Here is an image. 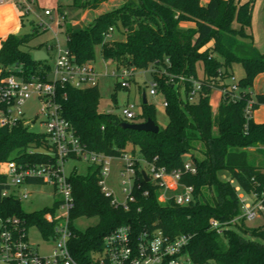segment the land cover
<instances>
[{
	"label": "trees",
	"instance_id": "trees-1",
	"mask_svg": "<svg viewBox=\"0 0 264 264\" xmlns=\"http://www.w3.org/2000/svg\"><path fill=\"white\" fill-rule=\"evenodd\" d=\"M106 1L71 0L69 6L75 10L96 9ZM252 4L253 0H208L205 4L201 0H126L96 15L86 27L76 28L69 22L63 25L65 44L75 62H92L94 49L100 46L102 58L118 67L153 68L151 75L157 82V92L167 102L168 118L156 133L121 128L119 122L134 121L98 112L96 84L58 87L61 115L71 123L86 149L118 157L131 145L132 153L135 147L139 152L134 165L133 200L126 209L113 205L112 197L102 192L99 164H89L84 175L73 171L67 176L73 198L68 248L76 261L89 263L90 255L102 248L104 238L118 226L128 224L134 233L160 229L169 236L189 235L185 252L197 264H264V223L250 227L240 219L236 230L226 228L222 234L210 225L211 219L225 222L240 213L235 186L245 193L264 189V160L257 162L250 150L264 147V121L246 119L244 114L248 100H252L253 110L264 104V92L253 94L250 90L255 77L264 72V54L253 44L250 32ZM11 22L0 25V32L7 31L0 37V69L7 73V68L21 66L25 77L46 78L50 64L32 58L37 49H43L47 59L52 54L46 44L30 45L38 33L37 26L32 23L30 32L20 34L14 32L16 27ZM185 22L193 26H183ZM109 28L120 32L123 39L105 38ZM209 41L212 45L206 46ZM234 62L243 69L236 90L231 89ZM175 75L202 82L196 100H188L190 82L184 83L182 91L171 85L168 79ZM214 89L224 92L213 112L209 95ZM5 108L0 103V112ZM134 118L154 120L153 105L142 99L141 112ZM53 152L45 132H34L21 121L0 126V161L52 165L56 160ZM186 155L196 172L183 173L179 183L192 187V200L182 205L172 199L161 203V188L147 180V163L172 171L182 168ZM27 183L43 182L29 179ZM7 187L6 177L0 174V188ZM20 201L14 196L0 197V217L24 219L27 225L36 226L43 238L51 236L54 226L47 215L54 213L56 203L26 212ZM80 216L97 217L98 221L77 230L72 220Z\"/></svg>",
	"mask_w": 264,
	"mask_h": 264
},
{
	"label": "built area",
	"instance_id": "built-area-1",
	"mask_svg": "<svg viewBox=\"0 0 264 264\" xmlns=\"http://www.w3.org/2000/svg\"><path fill=\"white\" fill-rule=\"evenodd\" d=\"M13 5L18 14L26 16L33 13L38 20V26L43 30H50L55 42L46 44L52 52L54 67H51L46 78L35 75L25 77L21 66L7 68V73L0 69V103L6 105L0 112V126H12L21 121L27 125L20 110L21 104L32 95H37L43 115L42 123L46 127L45 133L53 145L55 156L54 164L22 165L14 160L0 161V174L6 177L8 187L0 188V197L14 196L19 200L27 198L29 192L24 188L22 192H15L16 187L26 185L27 180L37 179L44 183H51L59 198L54 202L56 208L53 214L47 215V220L54 226L53 234L47 239H53L55 244L49 255H40L33 250L28 240V227L24 219L18 217H0V264H85L76 261L70 254L68 241L71 236L70 211L73 208L71 187L67 177L63 174V163L69 157L80 158L89 164L100 165L98 184L105 195L112 197L111 203L115 206L122 205L127 208V203L133 200L132 185L135 175V158L124 153L118 157L88 150L80 143L71 123L61 115V105L58 96V87L69 85L75 88L92 86L97 79V73L91 62L78 63L70 54L66 44L61 45L58 35L67 22L64 12L53 9L35 7V0H0V6ZM43 16L46 18L44 20ZM112 28L104 34L109 38ZM66 41V38H65ZM107 62H112L106 60ZM117 76L120 77L121 86L128 87L135 73L133 67H118ZM151 71H154L152 69ZM168 81L172 86H178L182 91L184 83L190 82L188 100H196L200 94L202 82L187 78L183 75L170 76ZM231 89L236 90L237 85L232 77ZM224 90V89H223ZM219 90L222 94L224 91ZM157 93V82L150 83L149 94ZM62 96H65L63 94ZM163 105L167 102L163 99ZM246 119L253 117V102L248 100L244 108ZM136 115L135 104L125 103L120 110V116L125 120H132ZM114 158L122 162L119 176L122 179L125 200L118 203L106 186V178L110 173ZM195 173L196 167L192 160L186 159L182 168L167 171L164 167L154 163H147L146 173L161 188V197L168 188H181V192H172L168 199L174 200L178 205L187 204L193 198L192 187L181 185L179 179L183 173ZM239 200L240 213L234 218L219 222L211 219L210 225L218 234L224 229L232 228L242 219L245 222L255 220L264 212V189L260 192L245 193L235 186ZM34 226V225H32ZM190 236L178 234L169 236L160 229L144 230L134 233L128 224L118 226L107 235L102 248L90 255L87 264H197L191 261L185 249Z\"/></svg>",
	"mask_w": 264,
	"mask_h": 264
},
{
	"label": "rangeland",
	"instance_id": "rangeland-1",
	"mask_svg": "<svg viewBox=\"0 0 264 264\" xmlns=\"http://www.w3.org/2000/svg\"><path fill=\"white\" fill-rule=\"evenodd\" d=\"M126 0H108L102 3L96 9H84L75 10L69 6L71 0H35V7L53 9L54 15L57 13V7L65 13L67 17V22L72 25H76V28L86 27L92 22L93 18L101 12L110 10L121 6ZM247 0H239L240 3ZM204 2V3H203ZM207 0H201V3L205 4ZM255 2V3H254ZM254 5H252L251 10V31L255 37V42L258 45L261 53L264 54V0H253ZM18 11L13 5H2L0 6V25L5 21H12L14 27L17 28V32L24 34L32 30V23L37 26L38 33L31 40L30 45L34 46L37 44H52L55 42L53 35L50 30H43V26H38V20L33 13L16 18L15 15ZM44 20L46 18L43 16ZM21 20V23H20ZM5 25H7L5 23ZM10 25V24H9ZM193 25L191 22L183 23V26ZM10 30V29H9ZM6 32H0V37L4 36ZM110 39H123V35L118 31H113L110 34ZM58 39L62 46L65 45V36L63 33H59ZM212 45V41H209L206 46ZM51 67H54L53 55L46 59ZM92 65L97 73V79L95 84L97 85L99 91V99L96 105L97 111L100 113H115L120 116L121 107L129 102L135 104L136 114L141 112V101L142 95H145L147 103H150L154 107V121L159 127H164L167 123V113L165 106L163 105V96L160 92L155 95L149 94L150 83L153 78L151 75V70L148 69H136L132 80L128 87L121 86L118 82H121L119 76L114 73L116 71V64L114 62H107L102 58L100 53V46H96L94 49V59L92 60ZM233 77L236 82L240 77L243 76V69L239 63H232ZM201 66L198 65V73L201 74ZM118 83V84H117ZM217 91V89H215ZM251 92L254 94L258 90L264 92V82L261 79H256L254 85L251 87ZM214 96V95H213ZM213 98V97H212ZM41 108V103L37 95H32L30 98L26 99L20 106L22 112V117L27 123L30 130L34 132L44 133L46 131L45 125L42 123L44 117L39 113ZM121 117V116H120ZM254 120L264 121V104L260 105L253 114ZM130 121H141L140 118H133ZM131 145H128L126 152L129 156L136 158L139 155L138 148L135 147V152H131ZM257 157V162L264 160V147L261 149L250 148ZM260 150V151H259ZM197 157H200L198 152H195ZM185 159H189L186 155ZM122 162L119 158H114L111 164L110 173L106 178V186L109 192L112 193L113 197L118 203H122L125 200V193L122 192L123 184L121 177L119 176V170ZM89 163L83 159L69 157L63 163V174L67 177L73 171L78 174H86ZM222 178L225 176L222 174ZM29 192L27 198L22 199L20 202L21 207L24 211L30 212L34 210H39L45 207H50L54 205V202L59 198V196L54 193L56 192L51 183H32L16 187L15 192H22L23 189ZM166 190V194L162 195L161 192L158 194V200L161 203L167 202L172 195V190ZM172 189V188H171ZM182 189L177 188V192H181ZM175 192V191H174ZM98 221L97 217H86L80 216L72 220V225L77 230H84L88 226L96 224ZM264 223V212L257 217L255 220L246 222L250 227H257ZM235 229L236 227H232ZM236 230V229H235ZM251 238L249 235L247 236ZM28 240L33 250H36L40 255H49L55 244L53 239H45L42 237L39 229L36 226L28 227Z\"/></svg>",
	"mask_w": 264,
	"mask_h": 264
},
{
	"label": "water",
	"instance_id": "water-1",
	"mask_svg": "<svg viewBox=\"0 0 264 264\" xmlns=\"http://www.w3.org/2000/svg\"><path fill=\"white\" fill-rule=\"evenodd\" d=\"M33 60H46L48 58L47 53L42 49L34 50L32 53ZM143 102H146L145 95H142ZM118 125L121 128H127L136 131H146L156 133L159 130V126L155 123L154 120L147 118L144 121L139 122H119ZM142 174L145 176V172L142 171ZM149 178H147L148 180Z\"/></svg>",
	"mask_w": 264,
	"mask_h": 264
},
{
	"label": "crops",
	"instance_id": "crops-1",
	"mask_svg": "<svg viewBox=\"0 0 264 264\" xmlns=\"http://www.w3.org/2000/svg\"><path fill=\"white\" fill-rule=\"evenodd\" d=\"M208 1V0H207ZM204 3V2H203ZM255 3V2H254ZM254 3L252 4V5H254ZM190 26H193V25H190ZM14 32H17V28H15V30H14ZM250 32H251V35H252V41H253V44L256 46V48L260 51V49H259V47H258V45L256 44V42H255V37H254V35H253V33H252V31H251V28H250ZM43 50V49H42ZM260 52H262V51H260ZM256 79H261L262 80V82H264V72H262V73H259L256 77H255V79H254V81H253V85H254V82L256 81ZM259 93H263L261 90H258L257 92H255L254 94H259ZM214 95V96H213ZM213 97V98H212ZM220 99H221V93H220V91L219 90H212L211 91V93H210V95H209V103H210V105H211V109H212V111L214 112L215 110H216V108H217V106H218V104H219V101H220ZM254 119V118H253ZM254 121H256V122H262V121H257V120H254ZM169 190H172L173 192L175 191V192H177V188H173V189H169Z\"/></svg>",
	"mask_w": 264,
	"mask_h": 264
},
{
	"label": "flooded vegetation",
	"instance_id": "flooded-vegetation-1",
	"mask_svg": "<svg viewBox=\"0 0 264 264\" xmlns=\"http://www.w3.org/2000/svg\"><path fill=\"white\" fill-rule=\"evenodd\" d=\"M134 122H136V121H134Z\"/></svg>",
	"mask_w": 264,
	"mask_h": 264
}]
</instances>
